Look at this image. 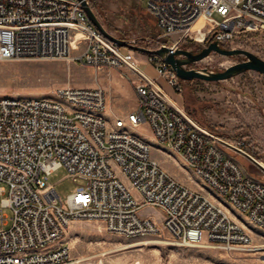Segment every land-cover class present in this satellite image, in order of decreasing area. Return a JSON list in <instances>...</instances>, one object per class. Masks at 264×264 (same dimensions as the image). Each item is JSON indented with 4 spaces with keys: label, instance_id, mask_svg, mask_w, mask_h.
<instances>
[{
    "label": "built area",
    "instance_id": "built-area-1",
    "mask_svg": "<svg viewBox=\"0 0 264 264\" xmlns=\"http://www.w3.org/2000/svg\"><path fill=\"white\" fill-rule=\"evenodd\" d=\"M147 10L163 36L181 33V41L169 44L173 49L196 30L207 29L208 39L216 32L213 39L221 44L264 32V0H148ZM201 17L205 24L194 28ZM15 59H72L119 69L133 82L139 106L110 123L101 86L59 87L55 98L0 97V194L2 206L12 210L11 224L0 214V264H67L71 248L61 240L75 220L101 221L129 237L166 230L183 245L264 249L224 206L229 203L264 231V179L247 172L219 135L141 70L134 51L106 37L81 0H0V61ZM149 60L183 93L170 64L155 55ZM142 122L219 198L167 171L149 141L130 130ZM59 167L77 183L66 200L48 182ZM142 206L162 209V219L142 216Z\"/></svg>",
    "mask_w": 264,
    "mask_h": 264
},
{
    "label": "rangeland",
    "instance_id": "rangeland-1",
    "mask_svg": "<svg viewBox=\"0 0 264 264\" xmlns=\"http://www.w3.org/2000/svg\"><path fill=\"white\" fill-rule=\"evenodd\" d=\"M93 1L98 5V8L93 10L99 20L117 37H149L167 44L182 39L181 33L162 35L154 17L144 10L148 0H139V3L137 0H90V5ZM215 17L218 21L222 19L218 14ZM208 37L207 29L202 32L196 30L186 40L204 47L208 45ZM141 41L138 43L147 45ZM182 42L180 47H183ZM150 43L152 47L156 46L154 41ZM223 45L227 48L250 50L264 59V32L243 33L233 42ZM193 48L185 49L194 50ZM122 50L126 51L127 47L122 46ZM137 54L135 59L138 67L156 79L158 84L200 124L219 135L221 139L234 145L242 144L244 150L264 162L263 73L249 70L221 81L181 79L184 91L179 93L164 77L159 76L155 63L146 60L145 53ZM245 59L244 55L228 56L212 52L203 60L190 64L188 68L221 71ZM126 71L135 77L130 70ZM121 72L112 67L96 69L72 59L0 61V97L55 98L54 91L59 87L101 86L106 91V116L109 122L113 123L117 116L125 117L139 106L133 82L129 77L122 76ZM130 130L149 141L152 155L167 171L190 186L203 189L214 198L218 197L179 154L156 141L147 122L138 126L130 125ZM227 149L247 172L264 179V171L260 167L245 156L228 147ZM115 169L117 175L128 183L126 176L116 166ZM48 182L56 188L63 200L77 189V183L69 177L65 167L55 169L49 175ZM132 192L134 197L141 198L135 189ZM3 197L4 195L0 194V214L7 215L11 224L12 210L2 206ZM224 206L232 216L252 231L257 247L264 245V231L260 227L251 225L248 218L229 203L224 202ZM139 212L142 216L157 219L163 217L162 209L155 206H142ZM61 241L69 244L71 248V260L67 264H264V249L227 250L213 245H183L166 230L155 235L129 237L110 232L101 221L75 220Z\"/></svg>",
    "mask_w": 264,
    "mask_h": 264
},
{
    "label": "water",
    "instance_id": "water-1",
    "mask_svg": "<svg viewBox=\"0 0 264 264\" xmlns=\"http://www.w3.org/2000/svg\"><path fill=\"white\" fill-rule=\"evenodd\" d=\"M81 1L91 21L106 37L116 42L120 46L127 47L134 51L147 53L148 55H155L160 57L162 60L170 64L175 69L177 75L182 80L186 81L193 79H203L206 81H221L228 78H232L249 70H255L264 74V59H262L252 51L244 48H227L226 46L221 44L220 41L213 39L216 32H214L208 39V45L204 46L198 52L190 49H185L183 47H177L176 49H173L169 44L159 42L158 40L151 39L149 37L121 38L113 35L101 23L96 12L90 5V0ZM140 40L154 41L156 43V46L147 47L139 45L138 42ZM212 52H218L220 54L228 56L244 55L246 59L241 62L232 64L221 71H213L207 68H188L190 64L203 60L204 58L208 57ZM217 139L223 145L248 158L250 161H252L264 171V165L262 164V162L255 158L253 155H251L249 152L224 139H221L219 137Z\"/></svg>",
    "mask_w": 264,
    "mask_h": 264
},
{
    "label": "trees",
    "instance_id": "trees-1",
    "mask_svg": "<svg viewBox=\"0 0 264 264\" xmlns=\"http://www.w3.org/2000/svg\"><path fill=\"white\" fill-rule=\"evenodd\" d=\"M91 6L93 7V9H97L98 8V5L96 4V2H92L91 3ZM98 11V10H97ZM182 46L183 47H185V48H193V47H195V45H196V43H194V42H190V41H187L186 39L185 40H183V42H182ZM208 44V43H207ZM185 45V46H184ZM197 47H195V48H193L194 49V51H196V52H198V51H200L201 49H202V47L203 46H198V45H196ZM230 47V46H229Z\"/></svg>",
    "mask_w": 264,
    "mask_h": 264
},
{
    "label": "crops",
    "instance_id": "crops-1",
    "mask_svg": "<svg viewBox=\"0 0 264 264\" xmlns=\"http://www.w3.org/2000/svg\"><path fill=\"white\" fill-rule=\"evenodd\" d=\"M137 2L139 3V0H137ZM147 4H148V2H147ZM139 6H140V4H139ZM141 7V6H140ZM146 12H148V10H147V6H146V8L144 9ZM150 14V13H149ZM149 40H142L141 42H143L144 44H147L149 47H151V43L150 42H148ZM122 47V46H121ZM129 50H132V49H129V48H127V50L126 51H129ZM132 51H134V50H132ZM137 52L138 51H134V54H135V57H138V54H137ZM143 53V52H142ZM146 54V60L147 59H149V57L150 56H152V55H148L147 53H145ZM134 88V87H133ZM134 91H135V89H134ZM136 93V92H135Z\"/></svg>",
    "mask_w": 264,
    "mask_h": 264
},
{
    "label": "bare ground",
    "instance_id": "bare-ground-1",
    "mask_svg": "<svg viewBox=\"0 0 264 264\" xmlns=\"http://www.w3.org/2000/svg\"><path fill=\"white\" fill-rule=\"evenodd\" d=\"M205 22H206L205 18L204 17H201L199 19V21L196 23V25L194 26V28H200L202 25L205 24ZM262 164L264 165V162H262Z\"/></svg>",
    "mask_w": 264,
    "mask_h": 264
},
{
    "label": "flooded vegetation",
    "instance_id": "flooded-vegetation-1",
    "mask_svg": "<svg viewBox=\"0 0 264 264\" xmlns=\"http://www.w3.org/2000/svg\"><path fill=\"white\" fill-rule=\"evenodd\" d=\"M148 42H150V41H148ZM138 44H140V45H143V44H141V43H138ZM147 47H149L148 45H146ZM152 47V46H151Z\"/></svg>",
    "mask_w": 264,
    "mask_h": 264
}]
</instances>
